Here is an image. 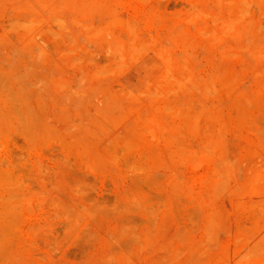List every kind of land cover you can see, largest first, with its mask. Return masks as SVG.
Segmentation results:
<instances>
[{
  "label": "rangeland",
  "instance_id": "374dc122",
  "mask_svg": "<svg viewBox=\"0 0 264 264\" xmlns=\"http://www.w3.org/2000/svg\"><path fill=\"white\" fill-rule=\"evenodd\" d=\"M73 1L0 0V264H226L229 259L234 264L243 245L254 254L249 257L245 249L249 258L245 262L239 254L241 264H264V235L257 234L264 228V200L259 201L264 199V0ZM189 1H198L193 9L199 4L208 14L197 17L198 7L193 20ZM79 7L83 12H76ZM214 12L216 21L231 15L229 30H221L227 19L222 25L213 20L220 25L218 36L208 19ZM113 15L121 27L113 24ZM120 18L128 24L134 19L137 37L127 40L130 45L125 37L132 29ZM76 20L80 25L72 23ZM81 25L96 36L86 34L87 39ZM198 29L209 34L213 29L221 37L209 41L214 38ZM149 39L151 47L144 45ZM135 42L141 43L140 52L129 50ZM225 45L234 48L223 50ZM158 57L177 59L183 72L193 74L198 91L192 84L193 91H186V83L184 92L177 86L174 95L164 94L172 85H164L169 73ZM171 62L166 68L177 76L178 64ZM205 73L212 92L203 84L209 81ZM163 104L173 109L164 105V111ZM209 216L212 228L206 225Z\"/></svg>",
  "mask_w": 264,
  "mask_h": 264
},
{
  "label": "bare ground",
  "instance_id": "6f19581e",
  "mask_svg": "<svg viewBox=\"0 0 264 264\" xmlns=\"http://www.w3.org/2000/svg\"><path fill=\"white\" fill-rule=\"evenodd\" d=\"M29 1H30V0H29ZM71 1H73V0H71ZM140 1H142V0H140ZM143 1H144V0H143ZM145 1H146V0H145ZM222 1H223V0H222ZM225 1L228 2V0H225ZM229 1L232 2V0H229ZM233 1H234V0H233ZM236 1H237V0H236ZM239 1H240V0H238L237 2H239ZM248 1H249V0H248ZM259 1H260V0H259ZM73 2H74V1H73ZM75 2H76V4H77V3H78V0H77V1L75 0ZM75 2H74V4H75ZM122 2H123V1H122ZM187 2H188V1H187ZM211 2H212V1H211ZM216 2H217V1H216ZM216 2H212V3H216ZM219 2H220V1H219ZM219 2H217V3H219ZM244 2H246V1H244ZM250 2H253V1L250 0L249 3H250ZM254 2H255V1H254ZM30 3H31V2H30ZM189 3H190V4H188V5H191L190 7H189V6L187 7V6H185V5H184V6L187 7V9L189 8L188 10H191L190 12L187 11L188 13L194 12V13H192V14L194 15L193 18H192V14H191V17H190V18H192V19L194 20L195 13H197V12H195V11H196V10L198 11L199 4L196 5L197 9H196V7L193 9L194 6L192 7V4L194 3V1H193V3H192V1H189ZM196 3H198V1H197ZM196 3H195V4H196ZM217 3H216V4H217ZM229 3H230V2H229ZM234 3H235V1H234ZM240 3H241V2H240ZM249 3L246 2V3L244 4V6H246V4L248 5ZM255 3H256V2H255ZM258 3H259V2H258ZM115 4H116V3H115ZM195 4H193V5H195ZM226 4H227V6H230V5H228V3H226ZM232 4H233V3H232ZM236 4H238V3H236ZM31 5H33V4H31ZM65 5H66V4H65ZM125 5H126V4H125ZM136 5H138V4H136ZM141 5H142V4H141ZM141 5H139V6H141ZM218 5H219V4H218ZM218 5H217V6H218ZM222 5H224V4H222ZM239 5H240V4H239ZM241 5H242V4H241ZM241 5H240V7H241ZM254 5H255V4H254ZM182 6H183V5H182ZM210 6H211V5H210ZM231 6H232V5H231ZM231 6H230V7H231ZM25 7H26V6H25ZM33 7H34V6H33ZM71 7H72V5H71ZM90 7H91V6H90ZM107 7H108V6H107ZM135 7H137V6H135ZM141 7H142V6H141ZM141 7H137V8H140V9H141ZM212 7H214V6H212ZM242 7H243V6H242ZM246 7H247V6H246ZM246 7H244V8H246ZM253 7H254V6H253ZM65 8H66V7H65ZM79 8H80V7H79ZM84 8H85V7H84ZM101 8H102V7H101ZM191 8H192L193 10H192ZM218 8H220V6H218ZM232 8H233V7H232ZM232 8H231V9H232ZM236 8H237V10L240 9V8H238L237 6H236ZM244 8H243V9H244ZM33 9H34V8H33ZM33 9H32V10H33ZM52 9H53V8H52ZM109 9L111 10V7H110V6H109ZM114 9H115V8H114ZM132 9H133V8H132ZM213 9H214V8H213ZM213 9H212V10H213ZM227 9L229 10V7H227ZM231 9H230V10H231ZM243 9H242V11H245V10H243ZM254 9H255V8H254ZM62 10H63V8H62ZM77 10H78V9H77ZM80 10H81V8H80ZM80 10H79V11H76V12H83L82 10H81V11H80ZM106 10H107V9H106ZM137 10H138V9H137ZM201 10H203V9H202V8L200 9V7H199V11H200V12L198 11V12H199V15H198V13L196 14L197 17H200V13H201V15L207 13V12H204V13H203V11H201ZM228 10H226V11L228 12ZM257 10H258V9H257ZM240 11H241V10H240ZM240 11H237V14H238V12H240ZM32 12H33V11H32ZM121 12H122V10H121ZM121 12H118L119 14H118L117 16H120V13H121ZM185 12H186V11H185ZM215 12H217V11H215ZM215 12H214V13H215ZM227 12H226L225 14L228 15ZM61 13H62V12H61ZM70 13H71V12H70ZM73 13H74V12H73ZM97 13H98V12H97ZM165 13H166V12H165ZM180 13H181V12H179V15H181ZM188 13H187V14H188ZM214 13H212V14L210 13L211 16H213V17L210 18V14H209V18H208V19H210V22H213V23H212L213 26H214V24H215L213 20L216 21V19H217V17H218V16H217L218 14L215 13V15H214ZM217 13H218V12H217ZM242 13H243V12H242ZM242 13H241V14L239 13V14L242 15ZM244 13H245V12H244ZM45 14H46V13H45ZM52 14H53V13H52ZM115 14H117V13H115ZM147 14H149V13H147ZM184 14H186V13H183V15H184ZM207 14H208V13H207ZM207 14H206V15H207ZM239 14H238V16H239ZM47 15H48V14H47ZM60 15H61V14H60ZM128 15H129V14H128ZM132 15H133V14H132ZM132 15H131V17H130V16H129V17L132 18ZM174 15L176 16V14H174ZM179 15H178V16H179ZM221 15H222V14H221ZM227 15H226V17L223 18V19H224V20L227 19L228 21H224V22H223V19H221V21H220L219 18H218L219 20H217V21H219L218 23L223 22V26L225 25V26H224L225 28L223 27V28H221V30L228 29V28H226V24H227V27H228V26H231V24L228 25V23H230V20H231V19L229 18V16H231V15H229V16H227ZM234 15H235V14H234ZM53 16H54V19H55V17H56V20H59V21H60V18H57L56 15H53ZM53 16H52V17H53ZM76 16H77V13H76ZM114 16L117 17L116 15H113V17H114ZM133 16H136V15H133ZM168 16H170V15L168 14ZM171 16H172V15H171ZM189 16H190V15H189ZM215 16H217V17H215ZM224 16H225V15H224ZM232 16H233V15H232ZM261 16H262V13H261ZM58 17H60V16H58ZM73 17H75V14H74ZM73 17L71 16V19H70V20L74 21V19H75L76 17H75L74 19H73ZM111 17H112V16H111ZM137 17H138V16H137ZM137 17H136V18H137ZM176 17H177V16H176ZM186 17H187V16H186ZM197 17H195V21H196V18H197ZM204 17H205V16H204ZM234 17H235L234 21H235L236 19L238 20V18H237L236 16H234ZM234 17H233V18H234ZM241 17H242V16H241ZM29 18H31V16H30ZM39 18H41V16H40ZM122 18H124V20H125V17H122ZM122 18H120V19H121V20H120V21H121L120 24H122V20H123ZM130 18H129V21H130ZM148 18H149V17H148ZM179 18H180V17H179ZM181 18H182V16H181ZM231 18H232V17H231ZM233 18H232V20H233ZM32 19H33V17H32ZM42 19H44V18L42 17ZM42 19H41V21H42ZM77 19H78V18H77ZM107 19H108V16H107ZM107 19L105 20L106 22L108 21ZM118 19H119V17H117V19L115 18V21H114V19H113V21H114L113 24H115V22H116V23L118 24V26H120L119 23L117 22ZM134 19H135V17H134ZM134 19H131L132 22L130 21V22H129L130 24H128V21H124V20H123L124 23H126V24L124 25V27H125V26H126L127 28L129 27V28L127 29L128 31H129V29H132V30H131L132 32L130 31L131 33H133V31L135 30V28H134L135 26L133 27V25L135 24V23H134ZM162 19H163V18H162ZM203 19L205 20L206 18H203ZM208 19H207V20H208ZM211 19H212V20H211ZM239 19H240V17H239ZM241 19H242V18H241ZM36 20H37V19H34L33 21H36ZM46 20H47V19H46ZM46 20H45V21H46ZM50 20H51V19H50ZM52 20H53V19H52ZM67 20H68V18H67ZM111 20H112V18H110V16H109L108 28H110L109 25L112 23ZM180 20H181V19H180ZM182 20H183V19H182ZM185 20H186V19H184L183 22H185ZM193 20H192V21H193ZM201 20H202V18H201ZM207 20H206V21H207ZM237 20H236V21H237ZM252 20H253V19H252ZM14 21H16V20L14 19ZM14 21H12V23H13ZM28 21H29V20H28ZM33 21H31V22L34 23ZM38 21H40V20H38ZM59 21H58V22H59ZM61 21H62V19H61ZM77 21H78V20H76L75 22H72V23H74V24L76 23V25H80V22H79V21L77 22ZM80 21H81V20H80ZM83 21H84V20H83ZM92 21H93V20H92ZM97 21H98V20H97ZM105 21H104L105 25H104V23H103L104 26H106V22H105ZM138 21H140V20H138ZM159 21H160V20H159ZM190 21H191V20H190ZM192 21H191V22H192ZM202 21H203V20H202ZM217 21H216V22H217ZM236 21H235V22H236ZM16 22H17V21H16ZM16 22H15V23H16ZM52 22H55V20L52 21ZM70 22H71V21H70ZM109 22H110V24H109ZM141 22H142V21H141ZM141 22H140V23H141ZM178 22H179V21H178ZM180 22H181V21H180ZM210 22H209V23H210ZM225 22H227V23H225ZM232 22H233V21H232ZM248 22L250 23V21H248ZM251 22H252V21H251ZM28 23L30 24V22H28ZM32 23H31V24H32ZM59 23H60V22H59ZM131 23H132V24H131ZM137 23H138V22H137ZM193 23H194V22H193ZM206 23H207V22H205V24H206ZM236 23H238V22H236ZM246 23H247V22H246ZM19 24H20V23H19ZM19 24H18V25H19ZM35 24H37V23H35ZM56 24H57V21H56ZM60 24H62V22H61ZM81 24H84V23L82 22ZM92 24H93V23H92ZM101 24H102V23H101ZM117 24H116V25H117ZM181 24H182V23H181ZM183 24H184V23H183ZM186 24H187V22L185 23V25H186ZM191 24H192V23H191ZM238 24H239V23H238ZM256 24L258 25L259 23L257 22ZM16 25H17V24H16ZM64 25H65V24H64ZM64 25H61V26H62L61 29H62V28L64 29V27H63ZM72 25H73V24H72ZM72 25H71V26H72ZM76 25H75V26H76ZM93 25H94V24H93ZM128 25H130V26H128ZM140 25H141V24H140ZM203 25H204V24H203ZM210 25H211V24H210ZM221 25H222V23H221ZM27 26H29V25H27ZM41 26H42V25H41ZM59 26H60V25L57 24L56 29H58V30L60 31V27H59ZM75 26H74V27H75ZM81 26H82V25H81ZM81 26H79V27H80V28H84V26H82V27H81ZM100 26H101V25H99V27H100ZM110 26H111V25H110ZM145 26H147V25H145ZM192 26H193V25H192ZM213 26H211V27H213ZM216 26H217V28H218V26H220V25L217 24ZM216 26H214V27H216ZM251 26H252V24H251ZM251 26H250V27H251ZM38 27H39V26H38ZM38 27H35V28H38ZM58 27H59V28H58ZM65 27H66V26H65ZM76 27H77V26H76ZM76 27H75V28H76ZM102 27H103V26H102ZM102 27H101V29L104 30V29H103L104 27H103V28H102ZM120 27H121V26H120ZM126 27H125V28H126ZM137 27H138V25L136 24V29L140 28L141 26L138 27V28H137ZM147 27H148V26H147ZM157 27L159 28V27H160V24H159ZM171 27H172V26H171ZM193 27H196V26H193ZM259 27H260V26H259ZM30 28L33 29L34 27H32V25H31ZM35 28H34V29H35ZM89 28H90V27H89ZM89 28H87V26H85L84 30L86 29V31H85L86 33H84V31H83V33H84L85 35H86V34H90L91 31H87V29H89ZM117 28H118V27H116L115 29H117ZM204 28H205V27H203V30H204ZM230 28H232V27H230ZM254 28H255V27H254ZM26 29H27V28H26ZM26 29H25V30H26ZM41 29H42V28L39 29L40 32H41V31H44V29H43V30H41ZM120 29H122V28H120ZM149 29H150V28H149ZM219 29H220V28H218V30H217L218 32L215 33V34H217V36H218V33L221 31V30L219 31ZM255 29L257 30V28H255ZM259 29H261V28H259ZM35 30H36V29H35ZM47 30H48V29H47ZM52 30H53V29H52ZM52 30H51V31H52ZM58 30H57V31H58ZM108 30H110V29H107V28H106V31H108ZM118 30H119V29H118ZM118 30H116V31H118ZM142 30H143V29H142ZM203 30L201 29V31H200V30L198 29V32H197V33L200 34L201 36H203V34L206 32V31L202 32ZM228 30H229V29H228ZM28 31H29V30H28ZM37 31H38V30H37ZM53 31L55 32V29H54ZM57 31H56V32H57ZM67 31H68V30H67ZM106 31H105V32H106ZM116 31H115V32H116ZM136 31H138V30H136ZM143 31H144V30H143ZM149 31H151V30H149ZM199 31H200V32H199ZM211 31L215 32L213 29H211ZM26 32H27V30H26ZM56 32H55V34H56ZM87 32H89V33H87ZM108 32L110 33V31H108ZM122 32H123V30H122ZM209 32H210V31H209ZM209 32H208V33L206 32V33L204 34V37L206 36V38H207L208 35H209L210 38H211V36H212V37H213V36L215 37V35L213 34V32L211 33V34H213V35L209 34ZM224 32H225V31H224ZM226 32H227V31H226ZM226 32H225V33H226ZM257 32H258V30H257ZM3 33H4V32H3ZM48 33H49V32H48ZM57 33H58V32H57ZM60 33L63 35L64 32L62 31V32H59V34H60ZM68 33H69V31H68ZM76 33H77V32H76ZM91 33L94 34L95 32H91ZM118 33H119V32H118ZM140 33H141V32H140ZM143 33H144V32H143ZM149 33H150V32H149ZM155 33H157V32H155ZM201 33H202V34H201ZM222 33H223V32H221L220 35H222ZM249 33H250V32H249ZM81 34H82V33H81ZM84 34H83V35H84ZM93 34H90L89 39L91 38V35H92V36H96V35H93ZM111 34H112V32H111ZM126 34H127V37H125V39H126L125 41L128 40L130 43H132V42H133L132 40L135 39V38L132 39L133 36H134V37H137V35H136L135 33H133V35H132V34H129V33H126ZM126 34H125V35H126ZM134 34H135V35H134ZM206 34H207V35H206ZM235 34H236V32H235ZM252 34H253V33H252ZM26 35H27V34H26ZM48 35H51V33L48 34ZM68 35H70V33H69ZM68 35H66V37H67ZM83 35H82V36H83ZM85 35H84V36H85ZM128 35H129V37H131L130 40H129ZM140 35H141V34H140ZM142 35H143V34H142ZM144 35H145V33H144ZM144 35H143V36H144ZM154 35H156V34H154ZM223 35H224V34H223ZM248 35H250V34H248ZM29 36H30V34H29ZM31 36H32V35H31ZM31 36H30V38H31ZM51 36H52V35H51ZM53 36H54V35H53ZM56 36H57V35H56ZM71 36H72V35H71ZM97 36H98V35H97ZM121 36H123V33L121 34ZM143 36H142V37H143ZM160 36H161V35H160ZM217 36H216V37H217ZM229 36H230V34H229ZM238 36H239V35H238ZM27 37H28V36H27ZM68 37H69V36H68ZM68 37H67V38H68ZM72 37H73L72 40L74 41L76 37L74 38V35H73ZM85 37H87V35H86ZM149 37H150V36H149ZM156 37H157V36H155V38H156ZM214 37H213V38H214ZM216 37H215V38H216ZM219 37H221V36H219ZM219 37H217V38H219ZM45 38H46V37H45ZM69 38L71 39V37H69ZM69 38H68V39H69ZM80 38H81V37H80ZM127 38H128V39H127ZM155 38H154V39H153V37L151 38L152 40H154V41H152V44H153V42L155 43ZM158 38H159V37H158ZM160 38H161V37H160ZM215 38H214V39L211 38V39H209V41H213V40H215ZM217 38H216V40H217ZM239 38H240V37H239ZM68 39H67V40H68ZM84 39H85V38H84ZM87 39H88V37H87ZM115 39H116V38H115ZM142 39H143V38H142ZM151 39H149V41H150ZM156 39H157V38H156ZM207 39H208V38H207ZM207 39H206V40H207ZM219 39H220V38H219ZM28 40H29V39L27 38V42H28ZM30 40H31V39H30ZM32 40H33V39H32ZM32 40H31V41H32ZM80 40H81V39H80ZM135 40H136V39H135ZM135 40H134V41H135ZM157 40H159V39H157ZM250 40H251V39H250ZM68 41L70 42V40H68ZM75 41H76V40H75ZM84 41H86V40H84ZM117 41H118V40H117ZM119 41H120V40H119ZM119 41H118V42H119ZM128 41H127V45H130ZM140 41H142V40H140ZM143 41H144V40H143ZM33 42H34V41H33ZM54 42H55V41H54ZM71 42H72V41H71ZM144 42H145V41H144ZM222 42H223V41H222ZM222 42H221V43H222ZM225 42H226V41H225ZM23 43H24V42H23ZM73 43H74V42H73ZM119 43H121V42H119ZM119 43H117V44H119ZM133 43H134V42H133ZM136 43H137V44H136ZM142 43H143V42H142ZM157 43H158V42H157ZM164 43H165V42H164ZM228 43H230V41H229ZM68 44H69V43H68ZM74 44H76V43H74ZM81 44H82V43H78V46L82 47ZM139 44H141V43L135 42V44H131V46H132V47L135 46V48H132L131 46H129V47H130L129 50H132V49L135 50V49H137V51L139 50L138 52H140V48H139L140 45H139ZM145 44L150 45V44H151V41H150L149 43L145 42L144 45H145ZM152 44H151V45H152ZM232 44H233V43H232ZM119 45H120V44H119ZM121 45H122V43H121ZM136 45H137V47H138L139 49L136 47ZM148 45H146V46H148ZM151 45L148 46V47H151ZM154 45H155V44H154ZM156 45H157V44H156ZM159 45H160V44H158L157 46H159ZM39 46H40V45H39ZM74 46L76 47L77 45H74ZM160 46H162V43H161ZM160 46H159V47H160ZM225 46H226V45H225ZM229 46H230V45H229ZM246 46H247V45H246ZM246 46H243V44H242V46H240V47L238 46V47H239L240 49H242V48L245 49ZM162 47H163V46H162ZM232 47H233V46H231V48H230V47L227 48V46H226V47H224L223 50H226L225 48H227V50L230 52V49L232 50V49L234 48V47H233V48H232ZM258 47H259V45H258ZM76 48H77V47H76ZM78 48H79V47H78ZM152 48H153V47H152ZM170 48H172V47H170ZM236 48H237V46H236ZM42 49H43V48H42ZM69 49L74 50V47H73V48H69ZM85 49H86V46H85V48H83V50H85ZM87 49H88V48H87ZM87 49H86V50H87ZM149 49H151V48H149ZM156 49H158V50H155V51H159V48H156ZM221 49H222V48H221ZM221 49H220V50H221ZM237 49H238V48H237ZM254 49H255V48H254ZM256 49H257V47H256ZM258 49H259V48H258ZM258 49H257V50H258ZM2 50H3V49H2ZM77 50H78V49H77ZM134 50H133V51H134ZM160 50H161V49H160ZM162 50H163V49H162ZM162 50L160 51L161 53H162ZM166 50H167V49H166ZM166 50H165L164 52L167 54V51H166ZM169 50H171V49H169ZM251 50H253V49H251ZM64 51L66 52V50H64ZM133 51H132V52H133ZM249 51H250V50H249ZM44 52H45V51H44ZM62 52H63V51H62ZM68 52H69V51H68ZM78 52H80V51L78 50ZM78 52H77V54H79V55H81V56L83 55V54H81L82 51H81L80 53H78ZM89 52H91V51H89ZM130 52H131V51H130ZM132 52H131V53H132ZM138 52H136V56H137V53H138ZM153 52H154V51H153ZM170 52H171V54H172V51H170ZM231 52H232V51H231ZM133 53H134V52H133ZM168 53H169V52H168ZM177 53H178V52H177ZM179 53H180V52H179ZM246 53H248V50H247ZM249 53H252V51H250ZM256 53H257L256 55H258V52H257V51H256ZM262 53H263V52H262ZM183 54H184V53H183ZM223 54H224V53H223ZM233 54H234V52H233ZM253 54H254V53H253ZM253 54H252V55H253ZM263 54H264V53H263ZM59 55H60V53H59ZM130 55H131V57H130ZM138 55H139V54H138ZM153 55H154V54H153ZM229 55H231V54H228V53H227V56H229ZM250 55H251V54H250ZM252 55H251V56H252ZM1 56H3V55H1ZM73 56H74V55H72V58H73ZM81 56H80V58H81ZM90 56H92V55H90ZM127 56H128V55H127ZM133 56H134V55H133ZM133 56H132V54H129L128 57H130V59L134 60V59L132 58ZM170 56H171V55H170ZM174 56H175V54H174L173 56H171V57H174ZM183 56H184V55H183ZM183 56H181V57H182V60H184V59H183V58H184ZM231 56H232V55H231ZM31 57H32V56H31ZM59 57H61V56H59ZM77 57H78V56H77ZM77 57H74V58L76 59ZM118 57H120V56L118 55ZM121 57H123V56L121 55ZM121 57H120V59H121ZM155 57H157V56H155ZM186 57H187V56H186ZM252 57H253V56H252ZM70 58H71V57H70ZM80 58H79V59H80ZM110 58H111V56H110ZM158 58H159L160 60H158ZM158 58L155 59V60L160 61V63L165 62V63H163V65L165 64L166 66L168 65V61L171 62V60H172V61L176 60L175 65L178 64V63H177L178 60L175 59L176 56H175V58H172V59H170V60H169V58H163V59H162L161 57H158ZM187 58H188V57H187ZM81 59H82V58H81ZM81 59H80V60H81ZM86 59H87V58H86ZM114 59H115V58H114ZM122 59H123V58H122ZM122 59H121V62H122ZM127 59L129 60V58H127ZM166 59H167V60H166ZM173 59H174V60H173ZM178 59L180 60V58H178ZM64 60H65V59H64ZM71 60H73V59H71ZM71 60H70V61H71ZM91 60H92V59H91ZM115 60H117V59H115ZM135 60H136V59H135ZM135 60H134V61H135ZM162 60H163V62H162ZM165 60H166V61H165ZM189 60H190V59H189ZM59 61L61 62V61H63V60H59ZM70 61H69V62H70ZM74 61H75V60H74ZM76 61H79V60H76ZM141 61H142V59H141ZM141 61H140V62H141ZM152 61H153V60H152ZM186 61H187V60H186ZM4 62H5V61H4ZM71 62H73V61H71ZM117 62L119 63V66L122 65V64H120V63H121L120 61H117ZM124 62H125V61H123V63H124ZM166 62H167V63H166ZM180 62H181V60H180ZM187 62H188V61H187ZM115 63H116V62H115ZM151 63H152V62H151ZM160 63H159V64H160ZM171 63H172V62H171ZM171 63H170V65H171ZM173 63H174V62H173ZM184 63H185V62H184ZM188 63H189V62H188ZM3 64H4V63H3ZM63 64H64V63H63ZM126 64H127V63H125V65H126ZM144 64H145V63H143V65H144ZM153 64H154V63H153ZM189 64H190V66H191L192 63H189ZM4 65H5V64H4ZM57 65H58V64H57ZM125 65L123 64V67H124ZM148 65H149V64H148ZM154 65H155V64H154ZM165 65H164V66H165ZM9 66H10V64H9ZM58 66H59V65H58ZM144 66H145V65H144ZM160 66H161V65H160ZM166 66H165V68H164V67H163V68L166 69V71H168L169 75H167V76H169V77H167V78H169V79H167V81L165 82L166 79L164 78L165 80L163 79V81L165 82V84H164V82H162V83H163L165 86H166V83H167L168 85H169V84L172 85V86H170V85H169V86H166L167 89H168L169 87H170V88H171V87H173V88L175 87V88H174V89L171 88L172 90L169 88L170 91H167V89L162 90L163 88H166V87H163V88L161 87L160 89H161L162 91H166V92H167V93H166V92H163L164 94L167 95L168 92H169V93H172V95H174V91H173V90H175V93H176V92H177V89H178L177 86L180 87V88H179V91L182 93V92H184V91L186 90V89H185V88L187 87V86H186V83H189V84H190V85L187 84V85H189V86L187 87L189 90L187 89L186 91H189V92H190V91H193L192 89H195L196 82L193 81L194 79H192V78H194V77L191 76V75H193V74L190 75V72H189V75H190V77H192V78H190V77L187 75L188 72H187L186 70H187L188 68H187L186 70L184 69V71H186L187 73H186V72H183V68H182L183 65H181V64L179 63L178 65H176L177 68H178V70H179V71H178V74H177V73L175 72V70H174V72L177 74V76H175L174 74H173V75L170 74L171 71H170V69L167 70ZM0 67H1V66H0ZM184 67H185V66H184ZM168 68H169V67H168ZM177 68H176V69H177ZM1 69H2V68H1ZM6 69L9 70V68H6ZM13 69H14V67H13ZM96 69H98V68H96ZM117 69L120 70L121 67H120V68L118 67ZM153 69H154V68H153ZM159 69H160V68H159ZM164 69H163V70H164ZM172 69H175V68H172ZM181 69H182V71H181ZM190 69H191V68H190ZM192 69H193V68H192ZM194 69H195V68H194ZM259 69H260V71H261L262 68H259ZM98 70H99V69H98ZM101 70H102V69H101ZM161 70H162V69H161ZM163 70H162V71H163ZM262 70H263V69H262ZM0 71H1V70H0ZM5 71H7V70H5ZM5 71H4V69H2V72H5ZM92 71H93V70H92ZM120 71H121V70H120ZM158 71H159V70H158ZM190 71H192V70H190ZM255 71H257V70H255ZM82 72H83V71H82ZM94 72H95V71H94ZM179 72H181V73H179ZM182 72H183V73H182ZM192 72H193V71H192ZM5 73H6V72H5ZM112 73H113V72H112ZM112 73H111V75H112ZM119 73H120V72H119ZM258 73H260V72H258ZM87 74H88V73H87ZM94 74H95V73L92 72V75H94ZM156 74H157V73H156ZM164 74H167V73H164ZM205 74H206V73H205ZM205 74H203V75H204V79L206 78V80H209V81H205V80H204L205 83H204V81H203V84L205 85V87L208 85V86H207V87H208L207 89H209V90L214 89V88H212V87H213V81H212V78H211V77H206L207 74H209V73H207L206 75H205ZM255 74H257V73L255 72ZM90 75H91V74H90ZM148 75H149V77H150L152 74L150 75V73H149ZM194 75H195V73H194ZM199 75H200V73H199ZM199 75H198V76H199ZM253 75H254V74H253ZM58 76H59V75H58ZM84 76H85V75H84ZM158 76H160V77H158ZM161 76H162V73H161V75H158V74H157V79H158V78H161ZM200 76H201V75H200ZM208 76H210V75H208ZM48 77H50V76H48ZM52 77H53V76H52ZM52 77H50V79H52ZM59 77H60V76H59ZM91 77H93V76H91ZM196 77H197V75H196ZM56 78H57V77H56ZM152 78H154V77H152ZM210 78H211V80H210ZM150 79H151V78H150ZM154 79H156V76H155ZM202 79H203V78H202ZM158 81H159V80H157V82H158ZM160 81H161V79H160ZM200 81H201V80H200ZM210 81H211V82H210ZM54 82H57V81H54ZM147 82H148V81H147ZM157 82H155V84L153 83V84H154V87H155V85L157 84ZM190 82H191V83H190ZM198 82H199V81H198ZM208 82H210V83H208ZM61 83H64V82H61ZM61 83L58 82V84H61ZM87 83H88V82H87ZM145 83H146V82H145ZM151 83H152V82H151ZM158 83H160V82H158ZM201 83H202V81H201ZM54 84H55V83H54ZM54 84H53V85H54ZM65 84H67V83H65ZM65 84H61V85H63V86H60V87H64ZM191 84H192V89L189 88V87H191ZM193 84H195L194 87H193ZM203 84H201V87L203 86L202 89H201V92H202V90H203V88H204V85H203ZM206 84H207V85H206ZM209 84H212L211 89H210V87H209V86H211V85H209ZM157 85H158V84H157ZM159 85H160V84H159ZM164 85H163V86H164ZM173 85H176V86H173ZM11 86H12V85H11ZM182 86L185 87V88H184L185 90L183 89L184 91H183V90H180ZM65 87H66V86H65ZM145 87H146V85H145ZM157 87H158V86H157ZM196 87L198 88V86H196ZM5 88H6V87H5ZM120 88H122V87H120ZM123 88H124V87H123ZM123 88H122V89H123ZM197 88H196L194 91H198ZM1 89H2V88H1ZM1 89H0V91H1ZM65 89H66V90H69L67 87H66ZM125 89L128 90V88H126V87H125ZM169 89H168V90H169ZM207 89H205V90L207 91ZM14 90H15V89H14ZM14 90L12 89V91H14ZM66 90H65V91H66ZM161 90H160V91H161ZM209 90H208V92H210ZM69 91L72 92L71 89H70ZM128 91L131 93L130 95H132V92H131L130 90H128ZM142 91H143V90H142ZM142 91H141V92H142ZM160 91H159V89H158V92H159L160 94H163V93H161ZM171 91H173V92H171ZM1 92H3V91H1ZM15 92L17 93V91H15ZM67 92H68V91H67ZM70 92H69V93H70ZM73 92H74V91H73ZM78 92H79V90H78ZM138 92H139V91H137L136 93L139 94ZM141 92H140V93H141ZM147 92L150 93V90H149V91H146V93H147ZM152 92H154V90H153ZM158 92H157V93H158ZM211 92H212V90H211ZM213 92H214V90H213ZM75 93L77 94V92H75ZM75 93H73V94H75ZM113 93H114V92H113V90H112V94H113ZM194 93H195V92H194ZM203 93L208 94L207 92H203ZM8 94H9V93H8ZM209 94H210V93H209ZM3 95H4V92H3ZM16 95H17V94H16ZM107 95H108V93H107ZM109 95H110V94H109ZM147 95H149V94H147ZM158 95H159V94H158ZM202 95H204V94H202ZM0 96H1V95H0ZM11 96H15L14 93H13V95H11ZM125 96H126V95H125ZM134 96H135V95H134ZM155 96H156V95H155ZM162 96H163V95H162ZM167 96H169V95H167ZM7 97H8V96H7ZM7 97H5V98L3 97V100L6 99ZM165 97H166V96H165ZM9 98H10V97H9ZM11 98H12V97H11ZM11 98H10V99H11ZM183 98H184L185 101H186L185 96H184ZM183 98H182V99H183ZM187 98H188V97H187ZM167 99H168V98H167ZM7 100H9V99L7 98ZM168 100H169V99H168ZM168 100H167V101H168ZM9 101H12V99L9 100ZM162 101H163V100H162ZM197 101H198V100H197ZM163 102H164V101H163ZM180 102H181V101H180ZM165 103H166V102H165ZM170 103H171V102H170ZM184 103H185V105H188V104H186V102H184ZM199 103H200V102H199ZM2 104H3V103H2ZM211 104H212V103H211ZM11 105L13 106V104H11ZM164 105H166V104L161 105V108H163L164 111H168V109H169V110L171 109V108H170L171 104H170V106L166 105V106L169 107L168 109H164V107H162V106H164ZM185 105H184V106H185ZM8 106L10 107V104H9ZM153 106H155V105H153ZM180 106H181V105H180ZM202 106H203V105H202ZM63 107H64V106H63ZM205 107H208V104H207V106H205ZM161 108H160V109H161ZM165 108H167V107H165ZM12 109H13V108H12ZM12 109H11V110H12ZM172 109H173V108H172ZM172 109H171V110H172ZM202 109H203V108H202ZM199 110H200V109H199ZM199 110L197 109V111H199ZM12 111H13V110H12ZM174 111H175V109H174ZM178 111H179V108H178ZM201 111H202V110H201ZM204 111H207V108H206V110H204ZM14 112H15V111H14ZM190 112H191V111H190ZM172 113H177V112H172ZM172 113H170V115H171ZM53 114H55V113H53ZM177 114H180V113H177ZM177 114H176V115H177ZM179 116H181V114H180ZM148 117H149V115H148ZM175 117H177V116H175ZM207 117H208V116H207ZM210 117H211V116H209V118H210ZM96 118H97V117H96ZM138 118H139V117H138ZM105 119H106V118H105ZM147 120H148V118H145V119H144V121H146V122H147ZM149 120H150V119H149ZM153 120H154V119H153ZM142 121H143V120H142ZM155 121H156V120H155ZM133 122H134V121H133ZM152 122H153V121H152ZM152 122H151V123H152ZM101 123H103V122H101ZM156 123H157V122H156ZM153 124H154V123H153ZM175 124H177V123H175ZM175 124H174V125H175ZM103 125H104V124H103ZM169 126H170V125H169ZM135 127H137V126H135ZM153 127H154V126H153ZM161 127H163V126H161ZM165 127H166V126H165ZM176 127H177V126H176ZM147 128H148V127H147ZM166 128H167V127H166ZM137 129H138V128H137ZM140 129H141V128H140ZM145 129H146V128H145ZM152 129H153V128H152ZM176 130H177V128H176ZM139 131H140V130H139ZM150 132H152V131H150ZM155 132H156V131H155ZM155 132H154L153 135L156 134ZM152 133H153V132H152ZM160 134L162 135V133H160ZM150 135H151V134H150ZM173 135H174V134H173ZM161 137H162V136H161ZM0 143H1V142H0ZM162 157H163V156H162ZM0 158H1V157H0ZM257 158H258V157H257ZM34 159H35V158H34ZM163 159H164V158H163ZM164 161H165V160H164ZM213 168H215V167H212V169H213ZM215 171H218L217 168L215 169ZM219 171H220V170H219ZM222 171H224V170H222ZM220 172H221V171H220ZM220 172H219V173H220ZM219 173H217V174H218V175H222L221 173H220V174H219ZM231 173H232V172H231ZM226 174H227V173H224V176H225V177L223 176L224 178H221V177H219V178H221L222 180H225V178H226ZM218 175H217V176H218ZM211 176H212V175H211ZM215 176H216V174H215ZM255 176H256V175H255ZM213 177H214V176H213ZM176 178H177V177H176ZM174 180H175V178H174ZM174 180H172L171 183H172ZM203 180H205V179L203 178ZM222 180H221V182H222ZM252 180H253V179H252ZM4 181H5V180H4ZM219 181H220V180H219ZM225 181H226V180H225ZM0 182H1V181H0ZM206 182H207V181H206ZM217 182H218V181H217ZM255 182H256V181H255ZM215 183H216V181L213 183V185H214ZM253 184H254V181H253ZM253 184H252V185H253ZM0 185H2V184L0 183ZM8 185H9V184H8ZM212 187H213V186H212ZM232 187H233V186H232ZM234 188H235V185H234ZM237 188H239V187H237ZM251 190H253V189H251ZM258 191H259V190H258ZM258 191H255V192H256L257 194H259L260 192H258ZM10 192L12 193V191L9 190V193H8L9 195H10ZM238 192H239V191H238ZM252 193H253V191H252ZM8 194H7V195H8ZM15 194H16V193H15ZM23 194H24V193H23ZM253 194H254V196L257 195V194H255V193H253ZM262 194H263V193L259 194L258 196H260V195H262ZM7 195H6V198H7ZM9 195H8V197H9ZM16 195H17V194H16ZM18 195H19V194H18ZM13 196H14V195H13ZM258 196H257V197H258ZM263 196H264V194H263ZM257 197H256V198H257ZM1 198H3V196H1ZM12 198H13V197H12ZM8 199H10V198H8ZM254 199H255V198H253V199L251 200V201H252L251 204H254V202H253ZM1 200H2V199H1ZM1 200H0V201H1ZM4 200H5V199L3 198V201H4ZM255 200H256V199H255ZM255 200H254V201H255ZM262 200H264V199H261V200H259V201H262ZM8 201H9V200H8ZM4 202H5V201H4ZM15 202H16V201H15ZM257 202H258V201H257ZM257 202H256V203H257ZM263 202H264V201H263ZM10 203H11V202H10ZM251 204H250V205H251ZM248 205H249V202H248ZM256 205H258V204H256ZM3 206H4V204H3ZM261 206H262V204H261ZM261 206L259 205V207H261ZM259 207H258V208H259ZM7 208H8V206H7ZM243 208H244V207H243ZM3 209H4V208H3ZM246 209H247V208H246ZM4 210H5V209H4ZM256 210H257V209H256ZM259 211H260V210H259ZM208 219H210V220H208ZM263 219H264V216H263ZM207 221H208V222H206V225L209 224V228H212V227H210V223H211V222L213 223V221H212V219H211L210 216L207 218ZM209 221H211V222H209ZM262 222H264V220H263ZM212 223H211V225H212ZM214 223H215V222H214ZM206 225L204 226V229H205V227L208 228ZM260 225H261V224H260ZM263 227H264V226H263ZM263 227H262V228H263ZM209 228H208V229H209ZM250 228H251V227H250ZM250 228H249V229H250ZM208 229H205V230H208ZM262 230H263V231H262ZM210 231H211V230H210ZM261 231H262L263 233L260 232V230H259L260 233L258 232L257 234L259 235V238L262 239V237H263V235H264V228L261 229ZM204 233H205V232H204ZM210 234H211V232L209 233V235H210ZM204 235H205V234H204ZM209 235H208V236H209ZM261 236H262V237H261ZM206 237H207V236H206ZM236 238H238V237H236ZM240 238H241V237H240ZM259 238L257 237L256 242H258L257 240H259ZM234 239H235V237H234ZM238 239H239V238H238ZM238 239H237V240H238ZM261 239H260L259 242H261ZM205 240H206V239H205ZM237 240H236L235 242H237ZM242 240H243V239H242ZM244 240H246V242H247L249 239L246 238V239H244ZM244 240L241 241V242H244ZM263 240H264V238H263ZM207 241H208V240H207ZM254 241H255V239H254ZM259 242H258V246H260V245H259ZM198 243H199V242H198ZM198 243H197V244H198ZM246 244H247V243H246ZM250 244H252V245H253V244L256 245L255 242H252V243H250ZM243 248H244V249H243ZM252 248H253V246H252ZM259 248H260V247H258V249H259ZM261 248H262V247H261ZM240 249H241L242 252H243L245 249H246V251L249 249L250 251L248 250V251H247V254H249V253H253V252H251V246L248 248V245H247V246H246V245H245V246H244V245H243V246H240ZM240 249H239V251H240ZM242 249H243V250H242ZM253 249H254V248H253ZM256 250H257V247L255 246V251H256ZM231 251H232V250H231ZM241 251H240V252H241ZM246 251L243 252V253H246ZM252 251H254V250H252ZM242 252L239 253V254L241 255ZM256 252H257V251H256ZM261 252L263 253L264 251L261 250ZM261 252H259V250H258V252L255 253V254H258V253L260 254ZM230 253H231V252H230ZM239 254H238V253L235 254L236 256H235V260H234V262H233L234 264H235V262H236V264H237V263H238V264H241V263H240V260H241V259H243V260L245 259V260H246V258L248 257L247 254H246L245 256H243V254H242V255H241L242 258L240 259V258L238 257ZM253 254H254V253H253ZM250 256H253V255H250V254H249V257H250ZM255 256H256V255H255ZM237 257H238V259H237ZM244 257H245V258H244ZM249 257H248V258H249ZM233 258H234V257H233ZM165 259H166V258H165ZM228 259H229V258H228ZM226 260H227V259H226ZM229 260H230V259H229ZM229 260H228V262H225V263H226V264H227V263L229 264V263H230ZM238 260H239V261H238ZM245 260H244V261H245ZM260 260H261V259H260ZM263 260H264V258H263ZM263 260H261V261H263ZM231 261H232V259H231ZM258 261H259V260H258ZM261 261H260V262H261ZM223 262H224V261H223ZM245 262H246V261H245ZM257 263H259V262H257Z\"/></svg>",
  "mask_w": 264,
  "mask_h": 264
}]
</instances>
